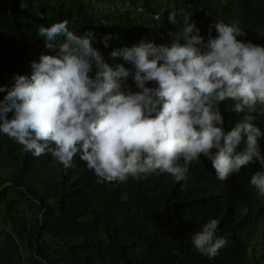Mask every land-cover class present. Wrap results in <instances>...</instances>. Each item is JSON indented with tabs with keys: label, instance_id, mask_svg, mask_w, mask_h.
Wrapping results in <instances>:
<instances>
[{
	"label": "trees",
	"instance_id": "1",
	"mask_svg": "<svg viewBox=\"0 0 264 264\" xmlns=\"http://www.w3.org/2000/svg\"><path fill=\"white\" fill-rule=\"evenodd\" d=\"M185 15L205 39L214 21L237 22L246 33L237 39L264 46V0H0V86L30 76L31 62L49 52L40 25L67 20L78 34L93 30L94 46L115 66L123 60L110 55L113 49L142 40L170 44ZM108 33L115 36L105 48L99 41ZM127 83L137 90L131 77ZM219 107L226 128L242 119L231 101ZM254 115L264 133V105ZM258 143L264 154V136ZM257 171L264 167L251 163L220 181L201 157L179 182L157 172L97 183L79 153L65 168L50 153L34 156L0 133V264H15L14 251L22 264H264V195L250 184ZM212 218L228 244L209 258L196 251L191 235Z\"/></svg>",
	"mask_w": 264,
	"mask_h": 264
},
{
	"label": "clouds",
	"instance_id": "2",
	"mask_svg": "<svg viewBox=\"0 0 264 264\" xmlns=\"http://www.w3.org/2000/svg\"><path fill=\"white\" fill-rule=\"evenodd\" d=\"M168 20L176 24V13ZM68 24L40 25L37 34L49 52L31 62L30 76L15 75L10 88L0 86L6 91L0 133L25 152L50 153L65 168L79 153L97 183L157 172L179 182L201 157L220 181L251 163L264 167L258 143L264 133L253 122L257 105H264V46L237 39L246 36L239 23L214 21L205 39L185 15L170 44L142 40L113 49L110 55L123 60L115 66L94 46L93 30L78 34ZM114 36L99 42L107 48ZM226 101L243 114L230 128L219 107ZM250 184L264 195V172L254 173ZM218 225L209 219L191 235L196 251L209 258L228 244Z\"/></svg>",
	"mask_w": 264,
	"mask_h": 264
},
{
	"label": "rangeland",
	"instance_id": "3",
	"mask_svg": "<svg viewBox=\"0 0 264 264\" xmlns=\"http://www.w3.org/2000/svg\"><path fill=\"white\" fill-rule=\"evenodd\" d=\"M147 1H145V3H146ZM142 5V4H141ZM143 7H144V5H142ZM144 9H145V7H144ZM132 16H137V15H132ZM142 16V15H141ZM4 215H5V209H4V207H3V204L0 202V223L2 222V219H3V217H4ZM2 229V226H0V230ZM2 245H3V243H1L0 244V247H2ZM12 255H13V257H14V259H15V264H22L21 263V256H19V255H17L16 253H15V251L14 252H12Z\"/></svg>",
	"mask_w": 264,
	"mask_h": 264
},
{
	"label": "built area",
	"instance_id": "4",
	"mask_svg": "<svg viewBox=\"0 0 264 264\" xmlns=\"http://www.w3.org/2000/svg\"><path fill=\"white\" fill-rule=\"evenodd\" d=\"M127 4H130V1H128ZM125 6H127V5H125ZM130 8H132L133 11H136V10H137L136 12H138V13H139V12H142V9H141L140 7H137V8H136L135 5L133 6V5L130 4ZM130 8H129V9H130ZM120 10H127V9H125V7H122Z\"/></svg>",
	"mask_w": 264,
	"mask_h": 264
}]
</instances>
